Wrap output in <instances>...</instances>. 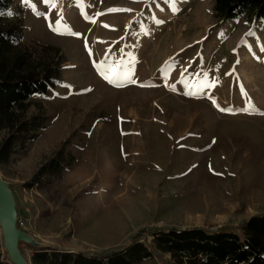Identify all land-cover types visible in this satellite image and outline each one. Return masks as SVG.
Returning a JSON list of instances; mask_svg holds the SVG:
<instances>
[{
	"label": "rangeland",
	"instance_id": "1",
	"mask_svg": "<svg viewBox=\"0 0 264 264\" xmlns=\"http://www.w3.org/2000/svg\"><path fill=\"white\" fill-rule=\"evenodd\" d=\"M56 4L12 7L23 44L65 58L59 84L31 99L28 116L46 117L45 130L0 168L17 230L98 257L139 241L153 252L142 264H174L155 250L156 230L242 235L264 214V20L222 23L212 0ZM61 149L75 158L61 181L24 188ZM18 249L28 263L30 245Z\"/></svg>",
	"mask_w": 264,
	"mask_h": 264
},
{
	"label": "trees",
	"instance_id": "2",
	"mask_svg": "<svg viewBox=\"0 0 264 264\" xmlns=\"http://www.w3.org/2000/svg\"><path fill=\"white\" fill-rule=\"evenodd\" d=\"M16 1L0 0V132L4 133L0 168L45 130L46 117L28 116L31 99L44 97L59 84L65 64L56 46L23 44V12L12 10ZM212 2L214 17L222 23L245 18L255 26L264 20V0ZM74 162L73 154L61 149L24 188L51 191ZM240 231L242 235L204 228L156 230L152 244L156 251L169 254L174 264H264V214L245 221ZM30 250L31 264H142L153 259V252L139 241L101 257L52 248ZM0 264H9L1 249Z\"/></svg>",
	"mask_w": 264,
	"mask_h": 264
},
{
	"label": "water",
	"instance_id": "3",
	"mask_svg": "<svg viewBox=\"0 0 264 264\" xmlns=\"http://www.w3.org/2000/svg\"><path fill=\"white\" fill-rule=\"evenodd\" d=\"M17 217L8 184L0 176V232L7 253V262L9 264H31V260L27 263L19 251V241L29 244L32 248H46V246L33 241L17 230Z\"/></svg>",
	"mask_w": 264,
	"mask_h": 264
},
{
	"label": "snow or ice",
	"instance_id": "4",
	"mask_svg": "<svg viewBox=\"0 0 264 264\" xmlns=\"http://www.w3.org/2000/svg\"><path fill=\"white\" fill-rule=\"evenodd\" d=\"M45 2L47 4H49L51 7L55 8L56 7V0H45ZM25 4H30L31 0H24ZM126 11H130V10H126ZM12 13L9 12L8 15H11ZM57 23H59V21H57ZM215 102V101H214Z\"/></svg>",
	"mask_w": 264,
	"mask_h": 264
},
{
	"label": "built area",
	"instance_id": "5",
	"mask_svg": "<svg viewBox=\"0 0 264 264\" xmlns=\"http://www.w3.org/2000/svg\"><path fill=\"white\" fill-rule=\"evenodd\" d=\"M59 1H61V0H59ZM57 2H58V0H56V3ZM56 5L59 6V4H56ZM18 226L19 227H23L24 226L23 222L22 221H19Z\"/></svg>",
	"mask_w": 264,
	"mask_h": 264
},
{
	"label": "crops",
	"instance_id": "6",
	"mask_svg": "<svg viewBox=\"0 0 264 264\" xmlns=\"http://www.w3.org/2000/svg\"><path fill=\"white\" fill-rule=\"evenodd\" d=\"M208 230H210V229H208Z\"/></svg>",
	"mask_w": 264,
	"mask_h": 264
},
{
	"label": "bare ground",
	"instance_id": "7",
	"mask_svg": "<svg viewBox=\"0 0 264 264\" xmlns=\"http://www.w3.org/2000/svg\"><path fill=\"white\" fill-rule=\"evenodd\" d=\"M24 258V257H23Z\"/></svg>",
	"mask_w": 264,
	"mask_h": 264
}]
</instances>
